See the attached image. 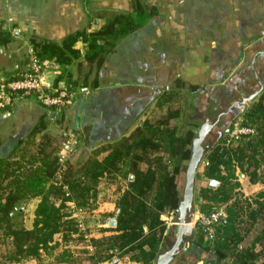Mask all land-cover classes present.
Instances as JSON below:
<instances>
[{
    "label": "crops",
    "instance_id": "obj_1",
    "mask_svg": "<svg viewBox=\"0 0 264 264\" xmlns=\"http://www.w3.org/2000/svg\"><path fill=\"white\" fill-rule=\"evenodd\" d=\"M0 33L10 35V43L0 46V79L23 73L30 53L37 55L34 45L62 47L73 41L75 52L59 76L47 74L75 92L62 123L33 96L17 100L0 114L2 159L26 161L24 155L35 154L40 144L48 146L47 152L58 150L65 130L85 139L90 149L105 147L179 109V118L169 122L174 126L187 107L193 127L187 131L209 125L207 142L227 137L231 124L264 89V0H0ZM90 38L99 48L96 56L89 52ZM236 175L243 198L264 192V185L250 184L239 171ZM199 181L200 187L208 186ZM126 182L118 176L99 180L90 210L94 218L86 221L92 240L114 234L107 222L115 216ZM40 200L25 199L18 206L25 231L33 228ZM185 239L188 246L189 235ZM50 247L38 260L9 263L4 256L12 247L2 245L0 264H90L86 250L63 243L60 235ZM63 252L67 261L59 260Z\"/></svg>",
    "mask_w": 264,
    "mask_h": 264
},
{
    "label": "trees",
    "instance_id": "obj_2",
    "mask_svg": "<svg viewBox=\"0 0 264 264\" xmlns=\"http://www.w3.org/2000/svg\"><path fill=\"white\" fill-rule=\"evenodd\" d=\"M9 43L10 35L0 33V46ZM87 43L89 52L96 56L99 48L94 38ZM71 44L73 41L62 47L34 45V49L38 60L53 59L64 67L67 58L75 56ZM66 85L72 89L69 83ZM179 113V109H172L166 116L146 121L128 137L96 149H90L85 139L71 131L76 136L77 149L62 164V169L61 147L47 152L48 146L40 144L35 154L24 155L28 157L26 161L24 157L0 158V243L12 247L6 249L5 261L38 260L41 251L51 248L56 235L61 236L63 243L80 242L72 238L77 228L74 221L65 219V202L72 201L78 208L92 210L99 180L118 176L126 179L127 187L115 204L118 213L114 234L90 240L94 251L88 255V261L100 264L116 256L139 264H154L165 246L166 226L160 217L177 209L180 191L176 179L185 170L183 164L189 160L195 137L192 131L178 135L177 129L169 124L179 118ZM62 115L63 112L56 116L58 124L62 123ZM240 118L245 126L254 128L253 136L244 137L235 145H225L226 137L211 139L204 145L203 160L207 165L202 167L199 180L213 181L216 185L198 189V211L206 214L225 205L226 218L216 228L210 247L201 246L199 235L187 240L189 257L184 264H264V192L251 200L243 198L238 193L236 175L239 171L250 184L264 185V89L241 112ZM102 154L105 155L101 157ZM140 166L145 169L141 170ZM59 169L60 184L53 185L51 182ZM127 175H131L130 181ZM63 186L67 187L69 196H65ZM33 197L41 200L32 230L25 231L18 221V206ZM68 258L63 252L59 260Z\"/></svg>",
    "mask_w": 264,
    "mask_h": 264
},
{
    "label": "built area",
    "instance_id": "obj_3",
    "mask_svg": "<svg viewBox=\"0 0 264 264\" xmlns=\"http://www.w3.org/2000/svg\"><path fill=\"white\" fill-rule=\"evenodd\" d=\"M60 71V66L56 61L42 62L38 60L33 53H30L27 69L23 73L13 80L0 79V114L6 113L17 100L30 96H33L42 107L50 110L55 117L63 112L74 100L75 92L63 81L54 83L47 77L48 72L59 76ZM254 133V128L245 126L242 118H238L229 130L225 145H235L242 138L253 136ZM62 137V145L59 152L61 169L64 167L62 164L73 156L77 149V139L71 131H62ZM206 165L207 162L202 159L200 166L204 167ZM60 171V169L57 171L51 184H60ZM63 190L66 193L65 196H69L67 187L63 186ZM64 206L65 209L63 214L65 215V219L72 220L76 224L77 233L72 235V238L80 239V242H74V244H78L79 247L86 250L88 255H91L94 249L90 243L91 237L86 221L88 218H94V212L85 210L84 208H78L72 201L65 202ZM164 214H166L163 220L165 226H177V222L175 223L174 220V212H166ZM225 218L226 206L220 205L206 214L195 212L192 222L188 225L191 230L198 233L201 238L200 244L205 248L210 247L213 243L216 228ZM98 227H100V225H98ZM106 263L139 264L131 262L126 258H116V256L113 257L112 261H107Z\"/></svg>",
    "mask_w": 264,
    "mask_h": 264
},
{
    "label": "water",
    "instance_id": "obj_4",
    "mask_svg": "<svg viewBox=\"0 0 264 264\" xmlns=\"http://www.w3.org/2000/svg\"><path fill=\"white\" fill-rule=\"evenodd\" d=\"M209 125H204L199 129L194 139L191 141L190 157L186 163L184 170L183 188L180 195V200L174 214L177 219L176 234L173 243L170 247L157 256L154 264H170L173 259L179 254L186 243L185 237L190 235V227L187 224L191 216L195 198V184L198 169L204 156L205 147L203 142L207 132L210 130ZM216 184L213 181L208 182L209 187H214ZM116 211L115 216L107 223L113 228L116 225ZM223 222V221H222Z\"/></svg>",
    "mask_w": 264,
    "mask_h": 264
},
{
    "label": "rangeland",
    "instance_id": "obj_5",
    "mask_svg": "<svg viewBox=\"0 0 264 264\" xmlns=\"http://www.w3.org/2000/svg\"><path fill=\"white\" fill-rule=\"evenodd\" d=\"M26 69H27V67H26ZM183 111H184L183 119L175 122L174 123V126H173V127H175L177 129V134L178 135H183L184 133H186V131L188 129L193 128V127H190L189 121L187 119V117L191 113V110H189V108L187 107V109L184 108ZM193 132H195V136H196L197 131L194 129ZM207 140L208 139L205 138V140L203 142V145H205L207 143ZM186 163H184L183 165L186 166ZM201 170H202V167L200 166L199 169H198V172H197V176H196L195 198H194L193 208H192V211H191L192 213H191V216L188 219V223L187 224H189V223L192 222V216L194 215L195 212H197L196 210L198 209V203L196 202V195H197L198 189L200 188V181H199V179H200ZM182 177L183 178L180 179V182H178L179 190H180V195H181L182 188H183L184 172L182 174ZM255 196H253L252 198H249V199H253ZM174 220H175V223H176L177 222L176 217L174 218ZM167 228H169V229H167ZM176 228H177V226H172V225L169 226V225H166V229H167L166 231L168 233H167V237H166L167 239H166V243H165V246H164V250L163 251L167 250L170 247V245L173 243L174 238H175V234H176ZM197 235H198V233L196 231L190 230V235H189L190 238L195 239V237H197ZM1 247H2V244L0 243V256L3 255V253H4V251H2V248ZM187 248H188V246H183V248L181 249V251L179 252V254L173 259V261L170 264H184V263H186L185 262V259H186V257H189V255L186 253V249ZM1 263H2V261H1ZM199 264H202V263L200 262Z\"/></svg>",
    "mask_w": 264,
    "mask_h": 264
}]
</instances>
